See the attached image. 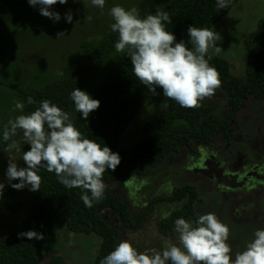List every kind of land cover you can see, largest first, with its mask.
I'll use <instances>...</instances> for the list:
<instances>
[{
	"label": "rangeland",
	"instance_id": "rangeland-1",
	"mask_svg": "<svg viewBox=\"0 0 264 264\" xmlns=\"http://www.w3.org/2000/svg\"><path fill=\"white\" fill-rule=\"evenodd\" d=\"M141 1L105 0L104 8L100 9L93 6L91 0H68L67 4L57 3L50 9L60 13L58 22L42 16L39 6L34 8L27 4L24 15L2 24L0 134L9 120L24 114L14 110L15 102L21 100L10 87H40L64 79L69 68L83 62L86 48L100 45L112 32L111 7L120 5L130 9ZM169 1L159 0L156 9L149 14L161 11ZM69 11L73 16L72 23L65 19V13ZM263 16L264 0H238L210 29L222 37L216 45L222 51L216 54L210 48L208 54L226 58L231 63V73L245 77L247 51L244 40L256 30ZM61 32L63 34L58 36ZM123 54L114 49L93 77L91 90ZM156 91L157 95H151L120 136L116 153L138 144L144 126L159 118L165 97L162 89ZM205 103L214 104L217 116L221 117L227 109V91L220 87L210 99L201 102ZM19 148V152L13 149L9 153L4 149L0 153V183L4 184L0 191V231L20 228L22 210L29 201V187L23 188L19 197L10 196L15 180L9 182L6 177L9 158L20 167L23 152ZM109 186L127 203L129 221L134 226L107 204L99 209L103 218L118 230L122 240L145 250L160 248L165 241L177 243L175 225L163 230L165 218L162 217H170L188 201V198L171 200L174 192L185 186L194 187L198 193V199L193 203L195 213L198 217L213 213L229 227L228 243L234 258L254 238L257 229H264V99L248 102L247 108L239 113L238 127L232 138L218 135L208 143L192 142L151 168L146 176L129 174ZM151 203L154 204L150 211ZM101 242L98 234L70 231L62 221L43 250L44 261L49 262L53 255H60L67 264H94Z\"/></svg>",
	"mask_w": 264,
	"mask_h": 264
},
{
	"label": "trees",
	"instance_id": "trees-1",
	"mask_svg": "<svg viewBox=\"0 0 264 264\" xmlns=\"http://www.w3.org/2000/svg\"><path fill=\"white\" fill-rule=\"evenodd\" d=\"M237 1L230 0L228 8L218 10L216 0H170L161 10L168 12L172 20V23L165 22L166 30L175 35L176 42L183 40L187 44L189 26L211 29ZM158 3L159 0H142L137 5L140 17L144 18L153 12ZM27 4V0H0V26L24 15ZM117 40L118 33L111 32L100 45L86 48L83 62L75 63L69 68L64 79L40 87H10L25 105L23 113H31L41 101L47 99L70 114L73 124L84 138L94 140L101 146H108L115 152L120 136L152 95L135 77L126 52L100 83L93 90L90 89L93 77L114 51ZM244 44L247 51L245 77L232 74L231 63L226 58L210 55L212 58L209 64L219 73L221 87L228 94L227 109L223 115L217 116L216 107L212 103L189 109L165 98L163 102L166 101L168 107L162 108L156 121L144 126L141 141L120 152L121 163L115 171L108 169L104 172L106 187L103 199L93 201L92 207L84 205L80 198L81 189L66 188L55 173L39 169L38 175L42 180L40 190L30 192L28 204L22 210L20 228L0 231V264H67L60 255H53L49 262H45L43 256L45 246L55 236L62 221L70 231L96 233L101 237V249L94 261V264H100L122 241L118 230L103 218L100 207L109 205L125 222L134 226L129 221L127 203L123 198L117 197L109 185L129 174L146 176L151 168L170 158L181 148L190 146L192 142L208 143L218 135L232 138L238 127L239 113L247 108L248 102L251 99H264V16L259 19L256 30L245 38ZM187 46L191 47L190 44ZM75 88L86 91L93 99L100 101V107L91 112L87 120L75 111L70 98V93ZM29 97L34 103L28 104ZM12 140L18 142L22 152L30 150V145L26 144L22 132L18 130L9 141H4L3 132L0 134V153ZM22 157L20 167H26ZM14 183L19 181L15 180ZM21 191L11 188L10 196L19 197ZM185 198H188L185 205L162 221L163 230L173 227L178 218L187 221L198 219L193 208V203L198 199L196 189L185 186L171 196L173 201ZM153 204H150V211ZM29 230L43 234L44 239L29 240L18 236Z\"/></svg>",
	"mask_w": 264,
	"mask_h": 264
},
{
	"label": "clouds",
	"instance_id": "clouds-1",
	"mask_svg": "<svg viewBox=\"0 0 264 264\" xmlns=\"http://www.w3.org/2000/svg\"><path fill=\"white\" fill-rule=\"evenodd\" d=\"M27 2L34 8L39 6L42 16L58 22L60 13L50 9L57 3L67 4L68 0ZM229 3L230 0H216L217 9L228 8ZM91 4L103 9L105 0H91ZM109 15L114 21L110 25L111 31L118 33L115 50L127 53L135 77L152 95H157L156 90L160 88L167 100L183 108L194 109L221 87L219 73L209 64L212 57L208 55L210 48L216 54L222 51L216 46L217 41L222 39L216 31L189 26L186 44L183 40L176 42L175 35L166 30L165 22L172 23L166 11L158 10L141 18L138 7L125 9L115 5ZM65 19L67 23H72L71 11L65 13ZM85 19L90 20L91 17ZM61 34L58 33V36ZM70 98L75 111L84 120L100 107L99 100L79 88L72 90ZM32 103L34 101L29 97L28 104ZM24 107L22 102L16 101L14 110L23 112ZM161 107H168L166 101ZM18 130L22 132L26 144L30 145V150L23 152L26 167H18L9 158L6 177L9 182L19 181L11 184L12 188L22 190L29 187L30 191H39L42 180L38 170L43 168L55 173L66 188L81 189L80 198L86 207H92L93 201L103 199L106 187L103 174L108 169L115 171L121 163L119 153L84 138L70 114L47 99L31 113L9 120L3 131L4 141H9ZM13 149L20 151L15 140L5 150L10 153ZM3 188L4 184L0 183V191ZM174 231L177 243L165 241L160 248L144 251H139L128 240H122L100 264H264V229H257L254 238L234 258L228 243L230 229L213 213L200 215L195 221L178 218ZM18 236L29 240L44 239L43 234L34 230L21 232Z\"/></svg>",
	"mask_w": 264,
	"mask_h": 264
}]
</instances>
